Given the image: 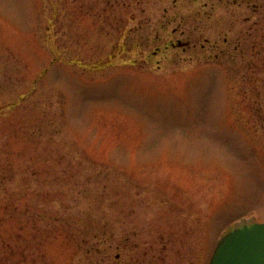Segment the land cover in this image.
Listing matches in <instances>:
<instances>
[{"label":"rangeland","instance_id":"rangeland-1","mask_svg":"<svg viewBox=\"0 0 264 264\" xmlns=\"http://www.w3.org/2000/svg\"><path fill=\"white\" fill-rule=\"evenodd\" d=\"M264 224V0H0V264H209Z\"/></svg>","mask_w":264,"mask_h":264},{"label":"water","instance_id":"water-1","mask_svg":"<svg viewBox=\"0 0 264 264\" xmlns=\"http://www.w3.org/2000/svg\"><path fill=\"white\" fill-rule=\"evenodd\" d=\"M210 264H264V224L237 225L219 241Z\"/></svg>","mask_w":264,"mask_h":264}]
</instances>
